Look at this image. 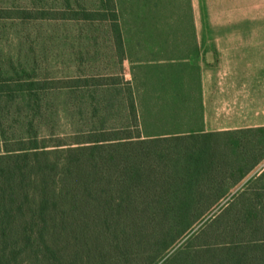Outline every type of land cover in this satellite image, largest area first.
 <instances>
[{
	"label": "trees",
	"instance_id": "trees-1",
	"mask_svg": "<svg viewBox=\"0 0 264 264\" xmlns=\"http://www.w3.org/2000/svg\"><path fill=\"white\" fill-rule=\"evenodd\" d=\"M100 4L67 18L105 23L122 62L118 0ZM147 65L148 94L139 103L130 82L107 84L124 94L128 126L0 144V264H155L239 184L161 264H264V169L244 181L264 159V127L203 132L190 120L150 114L151 90L164 98L169 85L151 83L160 74ZM57 84L27 79L0 83V92ZM103 84L78 79L59 87ZM197 113L199 120L200 106Z\"/></svg>",
	"mask_w": 264,
	"mask_h": 264
},
{
	"label": "rangeland",
	"instance_id": "rangeland-1",
	"mask_svg": "<svg viewBox=\"0 0 264 264\" xmlns=\"http://www.w3.org/2000/svg\"><path fill=\"white\" fill-rule=\"evenodd\" d=\"M100 6V0H0V83L13 85L27 79L58 82L56 88L33 94L0 92V144L30 135L70 140L82 132L128 126L125 96L107 84L116 79L128 81L137 102L141 101L148 70L146 55L150 53L143 46L146 39L161 38L147 36L150 29L187 26L189 22L197 27L264 28V0H118L125 43V58L119 62L105 23L67 18L70 11H93ZM194 11L206 18L189 20ZM22 12L29 18H20ZM78 79L104 84L59 87ZM263 166L264 159L249 176ZM229 196L155 264L184 246Z\"/></svg>",
	"mask_w": 264,
	"mask_h": 264
},
{
	"label": "crops",
	"instance_id": "crops-1",
	"mask_svg": "<svg viewBox=\"0 0 264 264\" xmlns=\"http://www.w3.org/2000/svg\"><path fill=\"white\" fill-rule=\"evenodd\" d=\"M191 18L206 17L194 11V17L188 15ZM193 25L182 23L145 33L161 37L146 39L148 43L143 46L150 52L146 63L157 66L160 74L150 81L169 85L164 98L151 90L150 114L161 111L157 115L174 120L181 117L184 124L190 120L203 132L264 127V28ZM164 64H169V74L161 78ZM162 104L167 105L165 111ZM199 106L201 119L196 120ZM263 169L264 166L249 176L250 172L244 181ZM240 186H232L229 195Z\"/></svg>",
	"mask_w": 264,
	"mask_h": 264
}]
</instances>
